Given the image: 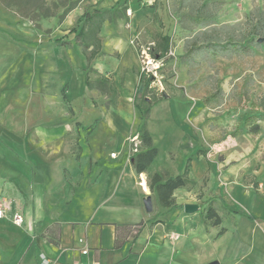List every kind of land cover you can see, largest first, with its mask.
<instances>
[{"label":"rangeland","instance_id":"obj_1","mask_svg":"<svg viewBox=\"0 0 264 264\" xmlns=\"http://www.w3.org/2000/svg\"><path fill=\"white\" fill-rule=\"evenodd\" d=\"M94 8L110 14L88 69L90 48L72 29ZM262 9L264 0H0V195H11L6 186L13 182L28 192L38 184L48 195L90 188L88 139L100 115L130 98L132 155L131 134L138 135L141 122L135 103L147 97L159 150L146 172L148 186L153 173L177 175L189 139V177L196 157L204 168L198 165L202 172L182 187L184 195L215 209H227L229 196L248 205L242 195H249L264 207V32H254ZM253 32L254 52L235 47ZM64 35L72 45L54 42ZM164 36L171 38L168 51ZM148 47L152 64L144 62ZM88 70L93 81L106 76L110 90L86 86ZM102 133L90 136L92 146L107 144ZM149 190L164 207L158 191Z\"/></svg>","mask_w":264,"mask_h":264},{"label":"crops","instance_id":"obj_2","mask_svg":"<svg viewBox=\"0 0 264 264\" xmlns=\"http://www.w3.org/2000/svg\"><path fill=\"white\" fill-rule=\"evenodd\" d=\"M133 108L130 98L122 97L120 110L102 113L89 135L94 165L90 188L48 195L38 184L30 192L15 182L6 186L12 194L0 195V206L9 203L12 209L0 218V264H43L44 259L48 264H264V207L253 196L242 195L248 201L243 206L218 195L228 205L216 209L218 225L206 224L208 203L200 204L198 195H184L182 187L174 191L177 207H162L152 195L154 209L145 210L147 173L135 170L128 146ZM100 129L107 144L92 146L90 136ZM183 146L177 174L186 168L189 139ZM201 164L196 157L191 178L197 179ZM186 203L199 204V210L185 212ZM15 211L23 215L22 223L11 215Z\"/></svg>","mask_w":264,"mask_h":264},{"label":"trees","instance_id":"obj_3","mask_svg":"<svg viewBox=\"0 0 264 264\" xmlns=\"http://www.w3.org/2000/svg\"><path fill=\"white\" fill-rule=\"evenodd\" d=\"M110 14V10L108 9H100L94 8L89 10L83 14V17L78 19L76 25L72 29L73 32H77L76 38L79 39L82 37L83 45L86 48H90V53L87 55L88 60V69H92L91 61L97 56L96 46H99V40L97 39L96 33L101 28V24L104 21L105 17ZM255 19H257V25L254 29L255 33L264 32V9L259 10V13L254 15ZM254 32L252 35L244 36L242 39L237 40L235 43V47L239 50H242L245 53H251L254 47L253 40L255 38ZM96 38L97 41L94 40ZM54 42L58 45H72L73 41L68 35H64L63 37H55ZM170 41L171 38L168 36L163 37V48L168 51L170 49ZM153 52V51H152ZM155 54V53H153ZM85 85L88 87L97 86L101 92H108L110 90L109 79L106 76H100L96 81L91 79L89 70L86 71L85 75ZM135 107L138 109L140 114V125L138 128V137L144 146L143 150H138L137 153L131 155L133 166L138 173L147 172L149 165L152 163L154 158L158 155V148L153 146L152 144V136L150 134L148 128V115L151 109V102L149 98L144 97L143 100L139 103H135ZM79 156V155H78ZM191 163V158H187L186 168L181 174L172 175L164 178L161 173H153L150 175L149 186L150 189L157 190L159 193V198L162 201L164 207H168L169 209H173L178 205H175V197L174 190L180 187L193 185L194 180L189 177V167ZM200 204L204 205L205 203L200 202ZM228 206V205H226ZM205 222L208 224L209 222L213 225H218L221 222V218L216 211V209L211 205L205 208ZM143 221L138 225L142 226ZM223 232V231H221Z\"/></svg>","mask_w":264,"mask_h":264},{"label":"built area","instance_id":"obj_4","mask_svg":"<svg viewBox=\"0 0 264 264\" xmlns=\"http://www.w3.org/2000/svg\"><path fill=\"white\" fill-rule=\"evenodd\" d=\"M151 51L149 50V47H148V50L147 49H144V51H143V53L145 55L144 62H146L147 64H149V63L152 64V61L155 59V58H153L151 56ZM147 69L149 70L150 68L147 67ZM153 69L156 70L157 67L154 66ZM153 69L149 70L148 72H152ZM131 142L133 143L132 151L133 152H137L139 150V144H140V140H139L138 135H132ZM6 209L8 211H11V209H12L11 208V204L4 203V204H2V206H0V218L4 215ZM11 215L13 216V218L15 219V221L18 222V223H22L23 220H24L23 215L20 214L19 212H16L15 211ZM85 253H87V251H85ZM43 264H48V260L47 259H44Z\"/></svg>","mask_w":264,"mask_h":264},{"label":"water","instance_id":"obj_5","mask_svg":"<svg viewBox=\"0 0 264 264\" xmlns=\"http://www.w3.org/2000/svg\"><path fill=\"white\" fill-rule=\"evenodd\" d=\"M262 40H263V38L259 39V41H262ZM144 206H145V210L148 213H151L154 209L153 197H152V195H150V190L148 191L147 196L144 198ZM184 210L187 213L195 212V211L199 210V204H197V203H186V204H184ZM208 264H218V262L214 261V262H210Z\"/></svg>","mask_w":264,"mask_h":264},{"label":"bare ground","instance_id":"obj_6","mask_svg":"<svg viewBox=\"0 0 264 264\" xmlns=\"http://www.w3.org/2000/svg\"><path fill=\"white\" fill-rule=\"evenodd\" d=\"M144 184H147V183H146V179L144 180Z\"/></svg>","mask_w":264,"mask_h":264}]
</instances>
